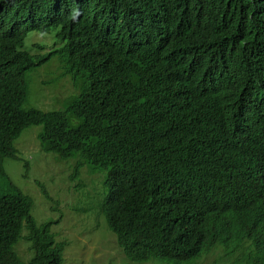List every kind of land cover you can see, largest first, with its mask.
<instances>
[{
	"label": "trees",
	"instance_id": "trees-1",
	"mask_svg": "<svg viewBox=\"0 0 264 264\" xmlns=\"http://www.w3.org/2000/svg\"><path fill=\"white\" fill-rule=\"evenodd\" d=\"M220 2L227 14L253 12L264 24V0ZM171 5L89 0L82 22L63 23L65 62L77 69L72 79L80 93L51 114L18 110L31 60L17 47L33 27L14 13L0 18V264L64 260L65 244L55 240L60 231L51 232L59 220L38 225L31 198L5 170L4 160L15 157L11 140L30 124L43 125L42 151L76 159L73 178L88 165L111 168L101 212L128 261L180 264L215 246L229 255L242 247L244 196L264 151V90L255 85L264 84V49L198 83L183 61L185 42ZM187 87L197 93L190 102L183 97ZM216 92L230 95L225 108ZM21 241L33 250L26 263L16 252ZM256 247L236 264H264V238Z\"/></svg>",
	"mask_w": 264,
	"mask_h": 264
},
{
	"label": "clouds",
	"instance_id": "clouds-1",
	"mask_svg": "<svg viewBox=\"0 0 264 264\" xmlns=\"http://www.w3.org/2000/svg\"><path fill=\"white\" fill-rule=\"evenodd\" d=\"M88 5L89 0H0V18L7 13H14L27 26L33 27L23 33L20 45L17 47L18 52L26 54L31 60V65L27 69L30 70L31 68L39 67L48 60L56 58L61 71L60 75L58 73V77H70L74 92H78L76 96L80 92L73 82L72 75L74 70L77 69H73L65 62V56L68 53L69 35L64 29L63 23H68L72 26L82 22L87 17ZM171 8L173 12L172 19L176 24L178 38L185 42L182 54L183 61L198 83L208 84L223 71L243 59L247 54L264 49V24L261 23L257 15L253 12L227 14L222 10L220 0H172ZM54 28L59 29L57 37L60 43H62L60 47H57V44H55L46 53H42V48L34 46L36 50L41 52H34L32 50L35 54H31L24 49V40L28 33H48ZM75 57L77 59L74 62L78 64L80 61L78 52H75L73 55V58ZM85 83L90 85L89 81H85ZM255 85L258 89L264 90V84L256 82ZM23 89L24 99L18 107L19 111H37L41 114H51L57 112L62 113L60 111L64 110V108L52 111H42L36 108L25 109L24 104L28 95L27 85L23 84ZM95 91L97 92V90ZM196 95L197 93H195L193 88L187 87L183 97L185 101L190 102ZM214 99L217 104L225 108L228 102H230L231 97L226 92H216ZM30 126H41L43 128L42 124L24 126L10 142V148L11 151H15V157L6 159L20 161V151L14 147V141L21 135L24 129ZM41 131L36 135L39 150L44 153H53L52 151L41 150L42 146L39 138ZM53 154L61 156L57 152ZM72 155L80 154L74 153ZM56 160L58 162L60 161L58 159ZM68 160H75L76 163V159H62V161ZM26 163L22 161V168H26ZM88 167L89 169L86 170L83 168L78 177H74V179H78L80 183L85 184L86 182L81 181V175L84 171L91 176L96 175V171H106V177L103 183L104 189L98 196L99 215L102 216L101 205L109 192V185L107 188L105 182L108 181L111 168L109 166L99 167L95 165H88ZM71 174L73 178V172ZM7 175L12 184L15 185L8 173ZM22 193L25 194L24 192ZM194 198H196V195H192V199ZM46 200L50 201L49 195ZM244 203L248 208V213L244 227L238 230L240 238L237 240L239 244L243 245L235 255H229L223 248L215 246L207 254L191 261L190 259H183L180 264H236L239 254H242L243 258L249 251L256 250V244L262 242L264 238V151L259 156L258 167L250 175L248 190L244 196ZM58 220L60 221V219ZM25 226L26 221L23 228ZM111 233L113 234V232ZM61 243H64L65 247L68 245L66 242ZM115 244L120 250L117 239L115 240ZM29 248L30 251H33L31 246ZM150 262L164 264V262L157 260H152L148 263ZM143 264L147 263L145 262Z\"/></svg>",
	"mask_w": 264,
	"mask_h": 264
},
{
	"label": "rangeland",
	"instance_id": "rangeland-1",
	"mask_svg": "<svg viewBox=\"0 0 264 264\" xmlns=\"http://www.w3.org/2000/svg\"><path fill=\"white\" fill-rule=\"evenodd\" d=\"M58 30L54 28L48 33H28L24 49L35 54L33 51L41 52L34 46L42 48V53L55 44L60 47L62 43L57 37ZM60 72L56 58L28 71L25 109L57 110L64 108L68 98L78 94L74 92L70 77H58ZM41 129V126L24 129L14 141V147L20 151V161L5 159L4 166L13 183L32 198L31 215L38 225L60 219L58 224L52 226L51 232L60 231V236L55 240L68 243L63 252V264H134L124 258L115 244V236L99 215L98 196L104 189L106 171H96V175L92 176L84 171L81 181L85 184L75 180L71 174L75 160L58 162L57 155L39 150L36 135ZM22 161L27 162L26 168H22ZM86 169L89 167L85 166ZM42 188L50 201L43 196ZM22 232L26 233V229L23 228ZM30 246L26 241L16 246L23 263L32 257Z\"/></svg>",
	"mask_w": 264,
	"mask_h": 264
}]
</instances>
